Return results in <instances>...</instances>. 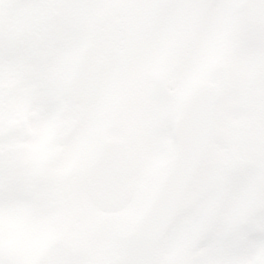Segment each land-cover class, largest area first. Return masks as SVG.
Masks as SVG:
<instances>
[{"label": "clouds", "instance_id": "obj_1", "mask_svg": "<svg viewBox=\"0 0 264 264\" xmlns=\"http://www.w3.org/2000/svg\"><path fill=\"white\" fill-rule=\"evenodd\" d=\"M32 15L89 24L99 47L50 124L6 96L4 143L50 161L53 195L43 221L0 215V264L195 260L205 201L264 192V0H44ZM217 30L246 40L213 44ZM229 162L249 178L242 194L217 181Z\"/></svg>", "mask_w": 264, "mask_h": 264}, {"label": "snow or ice", "instance_id": "obj_2", "mask_svg": "<svg viewBox=\"0 0 264 264\" xmlns=\"http://www.w3.org/2000/svg\"><path fill=\"white\" fill-rule=\"evenodd\" d=\"M44 0H0V119L6 96L15 93L19 110L36 125L70 112V97L78 92L79 70L89 50L99 47L89 24L71 17L37 19L32 11ZM89 3L91 0H61ZM259 2V0H257ZM246 40L242 30H217L213 44L234 46ZM49 160L14 159L4 143L0 124V215L15 214L43 221L52 200ZM248 176L239 162L224 165L217 181L242 194ZM243 202V210H237ZM194 223L206 245L199 257L186 264H264V192L240 196L217 210L205 201Z\"/></svg>", "mask_w": 264, "mask_h": 264}]
</instances>
